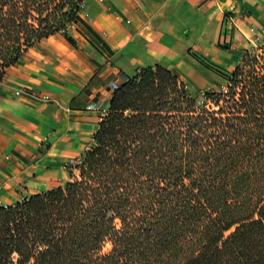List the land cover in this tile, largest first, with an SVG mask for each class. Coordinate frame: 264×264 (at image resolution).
Returning <instances> with one entry per match:
<instances>
[{
  "label": "trees",
  "instance_id": "trees-1",
  "mask_svg": "<svg viewBox=\"0 0 264 264\" xmlns=\"http://www.w3.org/2000/svg\"><path fill=\"white\" fill-rule=\"evenodd\" d=\"M83 3L0 0V82ZM224 77L198 97L160 66L122 79L80 175L0 207V264H264V45Z\"/></svg>",
  "mask_w": 264,
  "mask_h": 264
},
{
  "label": "crops",
  "instance_id": "crops-1",
  "mask_svg": "<svg viewBox=\"0 0 264 264\" xmlns=\"http://www.w3.org/2000/svg\"><path fill=\"white\" fill-rule=\"evenodd\" d=\"M82 22L29 48L0 82V207L72 181L112 82L160 66L190 94L219 88L264 40V0H84ZM29 90L45 101L15 94Z\"/></svg>",
  "mask_w": 264,
  "mask_h": 264
},
{
  "label": "built area",
  "instance_id": "built-area-1",
  "mask_svg": "<svg viewBox=\"0 0 264 264\" xmlns=\"http://www.w3.org/2000/svg\"><path fill=\"white\" fill-rule=\"evenodd\" d=\"M84 9V3L81 5V12L83 11ZM80 14V13H79ZM77 27L76 24L74 23H71V24H68L66 26V28L64 29L63 33L69 35L71 31L75 30ZM261 45H264V40H259L258 39V42L255 46V48H258V46H261ZM139 72V71H138ZM120 87V83L119 82H112L111 84V90H112V94L118 90ZM16 95L18 96H23V97H27V98H30V99H33V100H36V101H45L46 99H43L41 97H38L37 95H35L34 93L30 92L29 90H25V89H22V90H17L15 92ZM87 110H92V111H98L99 112V116H98V120H99V125L101 122H103L105 120V118L108 116L109 114V106L108 107H102V105L98 104V103H91L87 106ZM95 143V140H94V136L93 138L91 139V142L89 145H87L84 149V153H82L81 155L77 156V157H73V158H70L67 162V168H80L82 165H83V162H84V155L90 151L93 147ZM30 197H25V196H22L18 203H23L25 201H27ZM17 203V204H18Z\"/></svg>",
  "mask_w": 264,
  "mask_h": 264
},
{
  "label": "rangeland",
  "instance_id": "rangeland-1",
  "mask_svg": "<svg viewBox=\"0 0 264 264\" xmlns=\"http://www.w3.org/2000/svg\"><path fill=\"white\" fill-rule=\"evenodd\" d=\"M38 43V42H37ZM37 43H35L34 45H36ZM257 50V49H256ZM259 50H257V52H258ZM254 52V51H253ZM227 79L225 78L224 80H223V82H221V84H223L224 85V88H225V86L227 85ZM218 89L219 88H217V89H215L214 91H218ZM189 93V92H188ZM189 95L190 96H193V97H198V96H200V94H190L189 93ZM70 174H71V180H73L74 178H76V177H78L79 175H80V170L78 169V168H76V169H74V168H72L71 169V171H70ZM231 231H233V230H231ZM230 233V232H229ZM110 248V245L107 243L106 245H105V247H104V251H107L108 249Z\"/></svg>",
  "mask_w": 264,
  "mask_h": 264
}]
</instances>
